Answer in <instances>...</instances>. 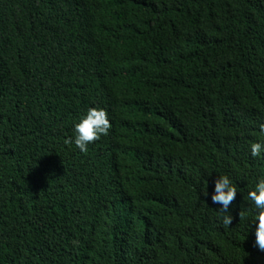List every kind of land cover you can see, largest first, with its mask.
Returning <instances> with one entry per match:
<instances>
[{
	"label": "trees",
	"instance_id": "trees-1",
	"mask_svg": "<svg viewBox=\"0 0 264 264\" xmlns=\"http://www.w3.org/2000/svg\"><path fill=\"white\" fill-rule=\"evenodd\" d=\"M262 124L264 0H0V264H264Z\"/></svg>",
	"mask_w": 264,
	"mask_h": 264
},
{
	"label": "clouds",
	"instance_id": "clouds-1",
	"mask_svg": "<svg viewBox=\"0 0 264 264\" xmlns=\"http://www.w3.org/2000/svg\"><path fill=\"white\" fill-rule=\"evenodd\" d=\"M112 125L108 118V112L103 108H89L86 115L75 125V136L66 139L65 143H75L76 147L82 152L87 151L89 144L107 136ZM261 132L264 133V124L261 125ZM264 145L259 142L251 144V155L253 157L261 154ZM208 196V193H205ZM237 197V187L231 182L228 176H221L214 181V192L211 195V202L220 205L221 212L229 213V209ZM248 199L254 203L257 214L255 215V244L260 251L264 252V178L255 186L254 190L249 191ZM239 219L245 218L244 212H238ZM234 216L227 214L223 216V225L230 226Z\"/></svg>",
	"mask_w": 264,
	"mask_h": 264
}]
</instances>
